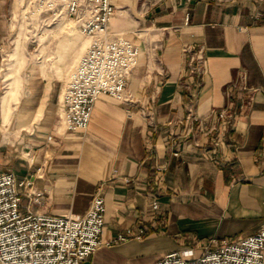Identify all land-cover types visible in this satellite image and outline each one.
<instances>
[{
  "label": "crops",
  "instance_id": "1",
  "mask_svg": "<svg viewBox=\"0 0 264 264\" xmlns=\"http://www.w3.org/2000/svg\"><path fill=\"white\" fill-rule=\"evenodd\" d=\"M21 1L0 0V59ZM112 2L107 30L139 52L128 99L100 94L84 129L66 128L61 83L39 70L17 94L16 51L8 52L0 112L12 115L6 127L0 121V167L41 191L37 201L24 192L22 208L82 214L101 187L102 243L85 264L144 252L154 262L195 240L256 231L264 223V0ZM195 53L200 69L190 74ZM189 106L209 131L188 117ZM219 108L225 118L213 113ZM139 221L141 239L111 241Z\"/></svg>",
  "mask_w": 264,
  "mask_h": 264
},
{
  "label": "built area",
  "instance_id": "2",
  "mask_svg": "<svg viewBox=\"0 0 264 264\" xmlns=\"http://www.w3.org/2000/svg\"><path fill=\"white\" fill-rule=\"evenodd\" d=\"M48 5L54 4L50 1ZM65 13L89 42L65 81L62 102L67 129L87 127L95 99L107 93L121 101L128 99L126 80L139 49L121 34L107 30L115 11L112 0H65ZM202 56H190V74L200 69ZM191 83L190 89L196 88ZM226 117V108L213 110ZM198 119L200 129L210 128ZM161 169V166H158ZM30 178H17L9 169L0 167V264H84L102 243L105 199L102 188L94 191L87 210L82 214H52L22 208V194L37 201L41 191L29 192ZM147 227L139 221L135 227L118 233L115 240L141 239ZM107 243L110 240L106 241ZM161 254L153 264H264V223L254 232L235 238H211ZM199 244V246H197ZM199 254L195 257V248Z\"/></svg>",
  "mask_w": 264,
  "mask_h": 264
},
{
  "label": "rangeland",
  "instance_id": "3",
  "mask_svg": "<svg viewBox=\"0 0 264 264\" xmlns=\"http://www.w3.org/2000/svg\"><path fill=\"white\" fill-rule=\"evenodd\" d=\"M50 1L53 2L22 0L8 15L11 28L9 37L4 39L3 56L0 59V104L1 95L6 89L3 77L7 70L9 51H16L12 76L17 94L21 91L22 79L31 71L39 70V75L61 83L62 96L64 83L89 42V38L66 15L65 0H54V4L48 5L47 2ZM0 108L2 112V106ZM1 112L0 121L3 122V127H6L7 119L12 115L11 108L6 119H2L4 113ZM195 251L193 257L201 252L199 249ZM151 259L152 252L129 254L114 261V264H153Z\"/></svg>",
  "mask_w": 264,
  "mask_h": 264
}]
</instances>
